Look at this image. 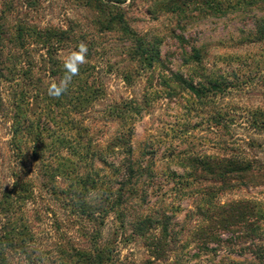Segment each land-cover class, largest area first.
<instances>
[{"label": "rangeland", "instance_id": "rangeland-1", "mask_svg": "<svg viewBox=\"0 0 264 264\" xmlns=\"http://www.w3.org/2000/svg\"><path fill=\"white\" fill-rule=\"evenodd\" d=\"M81 42L87 63L63 102L72 107L46 106L43 93L63 76L53 63ZM0 50L9 65L34 62L39 82L21 84L29 115L55 134L14 141L15 83L0 77V194L22 180L32 189L0 203V264H92L100 252L101 264H264V178L220 176L223 159L264 164V0H0ZM179 75L225 84L200 98ZM124 133L131 156L116 141ZM129 157L145 171L134 192L123 186ZM52 167L99 175L93 214L55 194L71 183L51 179ZM110 190L124 203L95 199ZM163 212L167 237L160 224L153 237L140 232L141 220Z\"/></svg>", "mask_w": 264, "mask_h": 264}, {"label": "trees", "instance_id": "trees-1", "mask_svg": "<svg viewBox=\"0 0 264 264\" xmlns=\"http://www.w3.org/2000/svg\"><path fill=\"white\" fill-rule=\"evenodd\" d=\"M18 47L23 48V45L21 43H17ZM147 49L148 52V48ZM1 52V50H0ZM26 65H28V69L24 70L25 67H19L18 68V63L15 62L12 65H9V63H6L4 60L0 61V77L1 78H7L6 80L8 82H14L15 83V89L13 91V95H12V106L13 108L16 110L15 113V120L16 123L14 125V141L17 142V139H19L18 137H22L23 134H28V135H36L37 136V141L42 143L43 139L42 136L44 135L45 132H48L49 134H51L52 136H54L55 134H53V130L51 128H46L41 127L38 125L37 128H35V123L34 121H32L31 117H30V113L28 110V107L30 105V103H28L30 101V98H32V96H30V92L27 91L25 89V87L21 86V84L25 85H36V83H38L39 81L37 80H33V75H32V67L31 65L34 63L33 61H25ZM54 68L56 69V73H59L61 75H63V71H62V65L61 64H54L53 63ZM54 69V70H55ZM22 70V72L20 73V71ZM21 76V77H18ZM20 78V80L18 78ZM22 78V79H21ZM178 78V75H177ZM180 78V82H182L189 90H191L196 96L203 98L204 96H207V94L210 92V90L215 91L216 89H220L222 88V85L225 84L224 81H209V85L210 88L208 87L206 88L204 85H196L194 84V82H190L186 79H184L182 76L179 75ZM24 79V80H23ZM77 76L73 78V81H76ZM78 82H82V81H78ZM70 87V86H69ZM71 88H68V91L66 93H64L60 98H52L50 96H48L47 93H43L45 96V100L47 102V105H50V103H55V105H57L60 108H70L72 107L69 104H64V99L68 96H70L71 93ZM50 102V103H48ZM73 102V101H70ZM35 129L38 131L37 133L35 132ZM127 135L124 133L122 134L120 137H118L116 139V141L118 142L119 145L123 146L126 148L125 152L131 156L133 153V149L130 146V141L128 138H126ZM56 143H60V144H68V146H70V148H73L74 153H76V155L79 156L80 159H85L89 156V152L85 151L86 148L84 147H78L79 144H73L74 142H72L70 140V138L65 137V135L61 136L58 135L55 139ZM43 144V143H42ZM42 149L38 148L36 149L35 153H39L41 152ZM198 164L202 165L206 170L209 171V169L212 168L211 166V161H201L198 160L197 161ZM135 163L132 161V159L129 157V159L127 160V164H126V173L128 175L127 179L124 180L123 182V186H132L131 192L135 191V186L136 183H133L134 178L136 177H142L143 174L145 173L144 168L141 167V165H138L135 167ZM222 167V168H221ZM221 171L223 170V173H219L220 176L223 179V182H227L228 180H230V176L233 173H236L234 180H236L239 184H243V185H247L250 182H254V180L258 179V178H264V164L259 162L258 160L255 161H250L247 159H244L242 157L240 158H227V159H223V163L221 164ZM117 172H120V169L117 168L116 170ZM212 171H210L211 173ZM148 177L153 178L155 175L152 174L150 171L147 173ZM49 177L53 180H55L56 178L60 177V176H65L67 179L70 180V190L66 191V190H61L57 191L58 189L54 188L55 194L56 193H63L66 198L68 199L70 205H72V207H76L78 208L79 211H81L82 214L86 215H91L93 214V212L91 211V207H90V203L88 202V200L92 197V194H90L92 192V190L97 189L98 190V174H83V175H79V173L75 174V173H69V171H60L58 170L56 167H52L50 172L48 173ZM230 177V178H229ZM14 189H12L11 191H5L4 193L0 194V203H7V202H11L15 199L18 200H24L27 198H30V196L32 195V189L29 188V184L26 181H17L16 184L14 185ZM95 199L97 200V198H99L98 200H101L103 203L107 202L110 206L115 207V206H120L121 204L124 203L122 197H119L117 200L113 199V192L110 190L108 192H99L96 193L95 195ZM110 200V201H109ZM100 201V202H101ZM156 224H160L163 226V232H164V236L167 237L168 236V230H169V225H170V217L165 213H161L159 218L153 219L151 217H146L143 220L140 221V226H139V230L142 233H148L150 235V237H153L152 233H150L152 229H154V226ZM161 242H158V247L161 246L160 244ZM88 260L92 262V264H101L102 261L104 260V256L103 254H97L94 257H88Z\"/></svg>", "mask_w": 264, "mask_h": 264}, {"label": "clouds", "instance_id": "clouds-1", "mask_svg": "<svg viewBox=\"0 0 264 264\" xmlns=\"http://www.w3.org/2000/svg\"><path fill=\"white\" fill-rule=\"evenodd\" d=\"M88 46L81 42L76 49L62 58L63 76L58 83L53 82L47 89L48 96L60 98L68 91L74 77L80 73V67L87 63Z\"/></svg>", "mask_w": 264, "mask_h": 264}]
</instances>
